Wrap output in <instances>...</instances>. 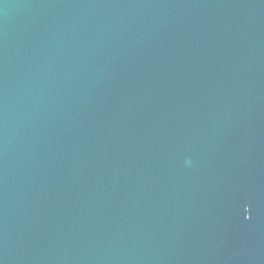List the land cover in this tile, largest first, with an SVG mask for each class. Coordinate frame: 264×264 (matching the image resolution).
Listing matches in <instances>:
<instances>
[{
    "label": "water",
    "instance_id": "95a60500",
    "mask_svg": "<svg viewBox=\"0 0 264 264\" xmlns=\"http://www.w3.org/2000/svg\"><path fill=\"white\" fill-rule=\"evenodd\" d=\"M0 264H264V0H0Z\"/></svg>",
    "mask_w": 264,
    "mask_h": 264
}]
</instances>
